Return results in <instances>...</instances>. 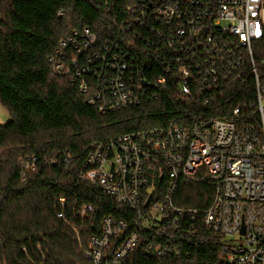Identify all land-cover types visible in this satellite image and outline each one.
I'll list each match as a JSON object with an SVG mask.
<instances>
[{
	"label": "built area",
	"instance_id": "2783aa9c",
	"mask_svg": "<svg viewBox=\"0 0 264 264\" xmlns=\"http://www.w3.org/2000/svg\"><path fill=\"white\" fill-rule=\"evenodd\" d=\"M124 15L116 34L82 28L61 39L46 59L49 75L76 84L100 115L139 106L166 83L202 109L186 111L196 116L187 124L89 146L74 167L78 180L130 214L103 218L81 246L84 258L127 264L139 247L146 257L178 258L196 220L223 237L227 264H264V0H130ZM150 61L163 75L147 82ZM18 165L23 180L37 165L69 170L73 158L66 150ZM192 183L212 187L205 211L175 205L178 186Z\"/></svg>",
	"mask_w": 264,
	"mask_h": 264
},
{
	"label": "trees",
	"instance_id": "16d2710c",
	"mask_svg": "<svg viewBox=\"0 0 264 264\" xmlns=\"http://www.w3.org/2000/svg\"><path fill=\"white\" fill-rule=\"evenodd\" d=\"M129 4L130 0H0V106L9 116L8 123L0 125V264H91L81 246L97 233L103 218L122 220L130 213L78 180L74 167L89 146L130 132L187 124L196 116L186 111L202 109L182 99L177 85L166 83L149 91L155 98L139 106L100 115L76 84L49 75L46 59L61 39L82 28L100 37L116 34ZM257 54L264 55V40ZM162 75L153 61L142 71L147 82ZM251 98L239 95L217 106L228 103L227 110ZM66 150L73 158L71 169L37 165L21 179L19 160ZM212 192L210 184L178 186L174 202L202 212ZM191 235L189 244L179 245L178 258L146 257L139 247L127 264H227L220 234L194 220Z\"/></svg>",
	"mask_w": 264,
	"mask_h": 264
},
{
	"label": "rangeland",
	"instance_id": "374dc122",
	"mask_svg": "<svg viewBox=\"0 0 264 264\" xmlns=\"http://www.w3.org/2000/svg\"><path fill=\"white\" fill-rule=\"evenodd\" d=\"M9 116L6 111L0 106V125L4 126L8 123Z\"/></svg>",
	"mask_w": 264,
	"mask_h": 264
},
{
	"label": "water",
	"instance_id": "95a60500",
	"mask_svg": "<svg viewBox=\"0 0 264 264\" xmlns=\"http://www.w3.org/2000/svg\"><path fill=\"white\" fill-rule=\"evenodd\" d=\"M143 85L145 86V84L143 83Z\"/></svg>",
	"mask_w": 264,
	"mask_h": 264
}]
</instances>
